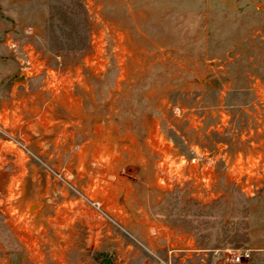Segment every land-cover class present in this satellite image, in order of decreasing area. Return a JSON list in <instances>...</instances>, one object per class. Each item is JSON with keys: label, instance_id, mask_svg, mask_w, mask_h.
<instances>
[{"label": "rangeland", "instance_id": "1", "mask_svg": "<svg viewBox=\"0 0 264 264\" xmlns=\"http://www.w3.org/2000/svg\"><path fill=\"white\" fill-rule=\"evenodd\" d=\"M6 19L33 66L6 45L0 122L28 148L0 139V264L264 260V0H10Z\"/></svg>", "mask_w": 264, "mask_h": 264}, {"label": "crops", "instance_id": "2", "mask_svg": "<svg viewBox=\"0 0 264 264\" xmlns=\"http://www.w3.org/2000/svg\"><path fill=\"white\" fill-rule=\"evenodd\" d=\"M0 86L3 83L4 80V75L6 74L4 70H8V65H7V47L8 43L4 42V35L8 36V31H9V21L6 19L4 20V16L8 17L9 15V9H10V0H0ZM5 11V14H4ZM1 106L3 108L4 106V101L1 103ZM3 110V109H2ZM26 135V133H25ZM1 149V146H0ZM11 176L8 174V171L3 168V166L0 165V202L4 199V197L8 194L9 192V185L11 182ZM259 242H262V239L259 238ZM253 252H258V257L264 256V243H259L257 249H253ZM251 256L250 258L244 259L242 263L240 264H250L251 262ZM255 264V263H253ZM256 264H264V260L259 259Z\"/></svg>", "mask_w": 264, "mask_h": 264}, {"label": "built area", "instance_id": "3", "mask_svg": "<svg viewBox=\"0 0 264 264\" xmlns=\"http://www.w3.org/2000/svg\"><path fill=\"white\" fill-rule=\"evenodd\" d=\"M12 48L14 51V54L18 61L21 64V68L23 70H29L32 68V60L30 58V55L28 52H26L24 49H20V46L16 42L8 43V46ZM0 139L1 140H11L16 145L20 146L23 150H26L28 148V144L26 143L25 139V132H21L18 134H14L11 132V130L2 122H0ZM192 161H201L203 159V156L199 154L195 149L192 148ZM251 252L249 250H240L235 253H233L232 256L228 257L227 259L234 264H240L243 262L244 259L250 258Z\"/></svg>", "mask_w": 264, "mask_h": 264}, {"label": "water", "instance_id": "4", "mask_svg": "<svg viewBox=\"0 0 264 264\" xmlns=\"http://www.w3.org/2000/svg\"><path fill=\"white\" fill-rule=\"evenodd\" d=\"M15 82L27 85V83H28V75L27 74H22L21 76H19V77H17L15 79Z\"/></svg>", "mask_w": 264, "mask_h": 264}]
</instances>
